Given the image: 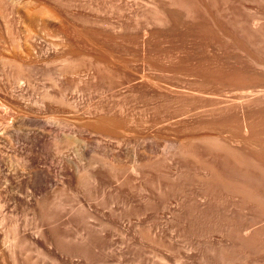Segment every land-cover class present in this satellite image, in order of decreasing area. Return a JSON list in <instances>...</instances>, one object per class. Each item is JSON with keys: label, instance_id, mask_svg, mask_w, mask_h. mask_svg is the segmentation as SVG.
<instances>
[{"label": "rangeland", "instance_id": "obj_1", "mask_svg": "<svg viewBox=\"0 0 264 264\" xmlns=\"http://www.w3.org/2000/svg\"><path fill=\"white\" fill-rule=\"evenodd\" d=\"M229 148L264 172V0H0V264H247L264 188ZM43 197L93 260L44 242Z\"/></svg>", "mask_w": 264, "mask_h": 264}, {"label": "bare ground", "instance_id": "obj_2", "mask_svg": "<svg viewBox=\"0 0 264 264\" xmlns=\"http://www.w3.org/2000/svg\"><path fill=\"white\" fill-rule=\"evenodd\" d=\"M70 101V100H69ZM68 101V103H69ZM69 104H72L71 102ZM6 133V132H5ZM6 139V137H4ZM13 142V141H12ZM239 152V151H238ZM240 154V153H239ZM225 163L227 164V166L230 167L229 171L231 173V175H237V174H240L241 177H245L246 180H249L248 181H253L252 183L257 185L258 187H263L264 188V172L261 173L259 171V174L257 175H253L252 172L244 169V170H240L238 168H236V166L233 164L234 162V158L233 157H238V158H241V161L247 165V163L249 162L248 159L246 158H243L241 156H238L237 152L235 150H233V148H229L227 149V151L222 155ZM233 160V162H232ZM239 161V160H238ZM236 164V163H235ZM238 164V162H237ZM236 164V165H237ZM240 166V165H238ZM243 166V165H242ZM249 166V165H248ZM226 167V166H225ZM241 167V166H240ZM247 168V167H246ZM250 168V167H249ZM226 172L228 173V171L226 170ZM239 177V176H238ZM248 177V178H247ZM233 180V179H232ZM235 182V181H234ZM239 182V180H238ZM237 183V182H236ZM209 184V183H208ZM216 184V183H215ZM213 183H211V188H214V190H217V193L218 191L220 190L217 185H215ZM230 185V184H229ZM207 187V186H206ZM241 189H242V186L240 185ZM210 188V187H209ZM236 189V187H235ZM239 189V187H238ZM260 191L262 190L261 188H259ZM240 190V189H239ZM264 191V189L262 190ZM258 189L256 192H254L252 189H246L244 190V197L245 198H252L254 199L257 203H258V206H260L262 212L264 213V195H262L264 192L260 193L258 192ZM226 193V191H225ZM224 196V194H223ZM228 196V195H227ZM47 197V196H46ZM45 197V198H46ZM56 198V197H55ZM2 200V199H1ZM40 203L42 206L41 208V212H42V216L43 218L49 222V224L51 225L50 227V230H49V235L45 234H42L43 236V240L44 242L47 244H50V242L52 243L53 240H55L56 242H54L55 244L57 243V246L58 248L73 256H77V257H81V258H84L85 260H93L95 258V248L97 245V239L99 240L98 236H99V232L101 230V228L99 227H96V225H87L89 226L86 230L85 233L83 234H80L76 237V240L72 239V238H69V234H67L66 236L62 234V232H60V229H58V225H57V221H58V217L60 216V210L65 206V202L62 201L61 199L60 200H54V201H49V200H44V197L42 200H40ZM4 205L2 203V201H0V208H2ZM65 208V207H64ZM80 209H82L80 207ZM75 210V209H74ZM73 210V211H74ZM78 210H79V207H78ZM2 211V210H1ZM113 211V210H111ZM76 212V211H75ZM79 212H82V211H79ZM84 212H85V209H84ZM73 213V212H72ZM83 213V212H82ZM90 213V212H89ZM111 213V212H110ZM88 214V213H87ZM113 216V218L115 217H118L116 216V214L114 212H112L111 214ZM120 215V214H119ZM160 215V214H159ZM163 215V214H162ZM161 215V216H162ZM80 216V214H79ZM90 216V215H89ZM158 216V215H157ZM161 216H160V221H161ZM259 216V215H258ZM86 217H88L87 215H83L82 216V220L86 222ZM120 217V216H119ZM118 217V218H119ZM126 217V216H125ZM123 216V218H125ZM260 217V216H259ZM90 218V217H89ZM88 218V220H89ZM127 219H129V217H126ZM164 218V216L162 217V219ZM167 218V217H166ZM236 218V216H235ZM4 217H2L1 221H0V225L3 224L4 222ZM140 219V218H139ZM139 219H137L136 221L139 222ZM256 219V218H255ZM141 220V219H140ZM263 220V219H262ZM135 221V220H133ZM159 221V219H158ZM82 222V221H81ZM164 222V220H163ZM229 222V221H228ZM231 222V221H230ZM229 222V223H230ZM259 222V220H258ZM261 222V220H260ZM90 223V221H89ZM157 223V222H156ZM221 223V222H220ZM94 224V223H93ZM133 224V223H132ZM263 224V223H262ZM100 225L102 227H106V226H110L111 225L109 224V221H105V220H101L100 221ZM160 225V223H159ZM225 225V224H224ZM230 225V224H229ZM13 226V225H11ZM37 226V225H36ZM85 226V227H87ZM153 227V226H152ZM155 227H156V224H155ZM154 227V229H155ZM224 227V226H223ZM226 227V226H225ZM230 227V226H229ZM261 227V225H260ZM10 228V227H9ZM8 228V229H9ZM39 227H37L38 229ZM108 228V227H107ZM127 228V227H126ZM222 228V226H221ZM250 227H244L238 220H236L235 222H233V224H231V231H232V246H233V250H234V255L237 257V255L239 253V251H241V249L243 247H245L247 249V264H264V261H258V263H253V262H249V258L252 256V254L254 252H257L258 250L264 248V225L259 228V229H249ZM12 229V228H11ZM37 229H36V232H37ZM105 229V228H104ZM158 229V228H157ZM10 230V229H9ZM59 230V231H58ZM159 230V229H158ZM8 231V230H7ZM102 231V230H101ZM155 232V231H154ZM154 232H153V236H154ZM159 232H161L159 230ZM247 234V237H243L242 235L244 234ZM42 233V232H41ZM66 233V232H65ZM5 237L3 238V244L5 246V248H7L8 252H9V256L11 258V260H13L14 262L17 261V252H18V248L21 247L23 245V243H25L26 241L25 240H21L22 237H19L18 236V233L15 229H12L11 231L5 233ZM158 234V232H157ZM38 235V234H37ZM162 235V234H161ZM39 237L41 235H38ZM75 237V236H74ZM141 237V236H140ZM41 239V238H40ZM103 239V238H102ZM229 239V238H228ZM43 242V243H44ZM99 243L101 242V239L98 241ZM44 243V244H45ZM231 244V242H230ZM32 247V246H31ZM22 249V248H21ZM24 249V248H23ZM22 249V250H23ZM21 250V251H22ZM41 250V249H39ZM244 251V249H243ZM47 254V253H46ZM70 256V255H69ZM233 257V255H232ZM161 260V264H168V260L165 256H161L160 258ZM261 260V259H259ZM18 263V262H17ZM94 264H97L94 263ZM99 264V263H98Z\"/></svg>", "mask_w": 264, "mask_h": 264}]
</instances>
